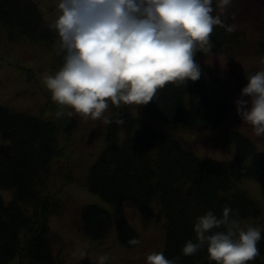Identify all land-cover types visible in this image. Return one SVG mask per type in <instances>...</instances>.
<instances>
[{
	"label": "trees",
	"instance_id": "16d2710c",
	"mask_svg": "<svg viewBox=\"0 0 264 264\" xmlns=\"http://www.w3.org/2000/svg\"><path fill=\"white\" fill-rule=\"evenodd\" d=\"M49 24L34 0H0V26L8 28L12 35L26 34L50 46L58 45ZM235 35L215 28L211 51L197 53L195 60L223 51L229 38L230 44L236 39ZM56 59L62 65L61 50ZM259 70L250 71V75ZM130 106L112 105L106 135L108 145L85 180L92 192L112 204L113 210L97 204L85 205L83 230L102 242L115 223L120 242L134 247L138 243L133 241L139 242V233L126 216V198H134L147 223L154 215L153 200L159 197L166 216L165 257L179 256V264H215L209 261L206 248L190 257L181 256V249L186 241L195 242L192 225L208 210L220 216L225 207H230L235 220L258 218L262 214L259 201L240 188L238 182L242 177L264 182V152L249 136L230 129L226 140L235 145L233 159L198 156L182 143L176 132H163L143 118L120 113ZM46 107L54 112L56 106L49 102ZM144 109L151 118L163 120L175 130L194 131L201 125H221L230 112L231 101L227 95H211L200 77L181 86H166ZM64 127L71 128L68 119L57 121L52 113L43 118L17 112L0 103V138L10 141L9 148H1L0 188L14 190L9 203L0 194V264H9L17 256L20 264H56L49 217L59 213L62 205L57 193L43 190L49 182L54 157L64 153L58 146V134ZM66 180H72L71 173ZM260 231L264 237V230ZM258 248L260 255L251 264H264V238ZM76 264H99V261L84 257Z\"/></svg>",
	"mask_w": 264,
	"mask_h": 264
},
{
	"label": "clouds",
	"instance_id": "9594fccd",
	"mask_svg": "<svg viewBox=\"0 0 264 264\" xmlns=\"http://www.w3.org/2000/svg\"><path fill=\"white\" fill-rule=\"evenodd\" d=\"M234 5L235 0H58L59 15L48 28L58 38L63 63L44 78L56 106L52 118L97 120L109 103L144 106L168 85L198 81L195 56L211 51L214 29L238 30L237 23H228ZM246 80L234 101L236 113L264 138V68ZM192 227L195 242H185L183 257L206 248L215 264H251L260 255V229H241L230 207L220 216L208 210ZM107 259L101 256L99 264ZM180 259L152 252L145 264H179Z\"/></svg>",
	"mask_w": 264,
	"mask_h": 264
},
{
	"label": "rangeland",
	"instance_id": "374dc122",
	"mask_svg": "<svg viewBox=\"0 0 264 264\" xmlns=\"http://www.w3.org/2000/svg\"><path fill=\"white\" fill-rule=\"evenodd\" d=\"M34 1L38 3L47 22H53L59 15L58 0ZM228 23L239 25L234 32L236 39L230 44L229 38L228 46L223 51L208 54L201 61H196L210 94L230 97L231 109L221 125H201L194 131L175 130L167 122L151 118L144 106L124 107L120 113L143 118L163 132H176L182 143L201 157L224 161L233 159L235 145L226 140L230 129H237L249 136L257 148L264 152V138L256 137L252 128L241 121L234 104L247 83L246 77L250 71L264 68V64L260 63L264 59V0H235L233 15ZM59 51L58 45L50 46L26 34L12 35L8 28L0 26V103L17 112L48 118L53 110L46 107L51 101L50 93L44 86V78L62 66L56 59ZM111 115L112 104L109 103V108L100 119L70 118L71 128L64 127L58 134V146L64 153L54 157L49 182L43 190L57 193L62 205L59 213L49 217L56 264H60V261L76 264L84 257L99 261L101 256L117 264H145L148 254L164 253L166 216L159 197L153 200L154 215L147 223L143 221L134 198H126V216L139 233V242L134 247H126L120 242L115 223L102 242L83 230L82 210L85 205L97 204L113 210L110 202L92 192L85 184L91 167L108 145L106 135ZM9 146L8 139L0 138V153L2 147ZM69 173L72 180L67 181L66 175L68 178ZM238 185L259 201L262 214L258 218L238 217L236 222L243 230L253 226L254 222H257L255 227L264 230L263 180L242 177ZM0 194L6 203L14 198L12 188L2 187ZM29 211L32 212V207H29ZM9 264H20L19 257L13 258Z\"/></svg>",
	"mask_w": 264,
	"mask_h": 264
}]
</instances>
